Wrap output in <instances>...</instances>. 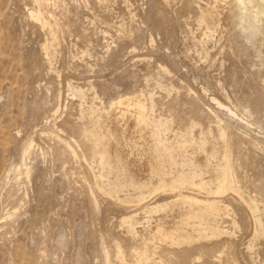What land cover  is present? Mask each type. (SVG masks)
Listing matches in <instances>:
<instances>
[{"label": "rangeland", "instance_id": "rangeland-1", "mask_svg": "<svg viewBox=\"0 0 264 264\" xmlns=\"http://www.w3.org/2000/svg\"><path fill=\"white\" fill-rule=\"evenodd\" d=\"M233 1L0 0V264H264V13Z\"/></svg>", "mask_w": 264, "mask_h": 264}, {"label": "bare ground", "instance_id": "bare-ground-1", "mask_svg": "<svg viewBox=\"0 0 264 264\" xmlns=\"http://www.w3.org/2000/svg\"><path fill=\"white\" fill-rule=\"evenodd\" d=\"M53 1V0H52ZM235 1V3H236V5L237 6H239V7H241L242 9H244L245 10V14L244 15H246V17L248 18V20H249V24L251 25L252 24V22H253V20L258 16V13H261V12H263L264 13V0H234ZM233 1V2H234ZM235 3H234V5H235ZM47 4V3H46ZM213 5H215L214 3H213ZM38 6V5H37ZM206 6V5H205ZM209 7V6H208ZM251 8H256V13L252 16V15H248V11H249V9H251ZM209 9V8H208ZM211 9V8H210ZM238 9V8H237ZM207 10V9H206ZM236 10V9H235ZM212 11V10H211ZM207 12V11H206ZM214 12V11H213ZM253 12V11H252ZM42 13V12H41ZM210 13V12H209ZM250 13V12H249ZM214 16V15H213ZM237 16V15H236ZM239 21V20H238ZM45 22H47L46 21V19H45ZM254 24V23H253ZM47 25V24H46ZM48 26V25H47ZM203 26H204V22H203ZM42 27V26H41ZM205 27V26H204ZM203 28V27H202ZM201 28V29H202ZM44 52V51H43ZM130 99V98H129ZM213 100H215L214 98H213ZM216 104L220 107V108H223L224 110H226V112L228 113V114H230V115H236V113L230 108V107H227V106H225L224 104H222L221 102H219V101H216ZM133 107L134 106V102L133 101H126V102H124V101H119V102H117V104H116V110L114 111V112H116L117 111V113L120 115V119L121 120H125L126 119V117L128 116L127 115V113L125 112V111H127V110H129L128 109V107ZM115 109V108H114ZM131 110H133V109H131ZM130 110V111H131ZM135 110V109H134ZM113 113V112H112ZM113 115V114H112ZM119 120V119H118ZM120 121V120H119ZM133 122V121H132ZM124 123V122H123ZM122 124V123H121ZM120 124V125H121ZM83 131V130H82ZM82 135V134H81ZM127 140V139H126ZM137 143V142H136ZM32 146V145H31ZM130 147V146H129ZM128 147V148H129ZM89 149V148H88ZM31 150V149H30ZM130 150V149H129ZM131 152V151H130ZM151 153V152H150ZM28 154V153H27ZM123 154V153H122ZM127 155V154H126ZM129 155V154H128ZM155 155V154H154ZM149 157V156H148ZM155 158V157H154ZM155 160H156V158H155ZM154 161V160H153ZM158 166V165H157ZM161 166V165H160ZM156 167V166H155ZM159 167V166H158ZM26 168V167H25ZM158 169V168H157ZM153 170V169H152ZM163 170V169H162ZM221 171H222V183L220 184V187L215 191V192H211V193H219V192H221V191H223V189H224V179H225V177H226V167H225V165H223L222 167H221ZM159 172V171H158ZM157 172V173H158ZM160 174H162L163 175V172L162 173H160ZM159 178H161V177H159ZM163 178V177H162ZM178 180V179H177ZM158 182V181H157ZM153 183V182H152ZM165 184H169V183H165ZM155 187H157V185L155 186ZM167 187V186H166ZM173 187V186H172ZM174 187H176V186H174ZM96 188H98L97 187V185H96ZM228 189H229V187H228ZM156 190V189H155ZM201 190V189H200ZM231 190V189H230ZM210 191V190H209ZM208 194V193H207ZM179 196V195H178ZM180 197H182L183 198V196H181L180 195ZM179 197V198H180ZM185 197V196H184ZM177 198V197H176ZM183 199H185V198H183ZM189 199V198H188ZM243 201V200H242ZM198 202H200L201 204H205V205H207L208 207H213V203H214V201L213 202H201V201H198ZM244 203H245V201H244ZM188 215V214H187ZM169 230V229H168ZM211 230H213L212 228H211ZM219 230V229H218ZM221 230V229H220ZM166 231H167V229H166ZM165 231V232H166ZM170 232H168L167 234H169ZM165 234V233H164ZM162 236V235H161ZM178 240V239H177ZM181 240V239H180ZM184 240V239H183ZM179 241V240H178ZM185 241V240H184ZM183 242V241H182ZM181 242V243H182ZM139 253V252H138ZM142 256V255H141ZM118 258V257H117ZM120 259V258H119ZM140 260V259H139Z\"/></svg>", "mask_w": 264, "mask_h": 264}]
</instances>
